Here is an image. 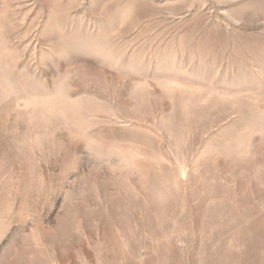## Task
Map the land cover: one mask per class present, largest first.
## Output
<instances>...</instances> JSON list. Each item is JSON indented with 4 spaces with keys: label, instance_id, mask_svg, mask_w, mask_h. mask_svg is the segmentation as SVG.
Wrapping results in <instances>:
<instances>
[{
    "label": "rangeland",
    "instance_id": "obj_1",
    "mask_svg": "<svg viewBox=\"0 0 264 264\" xmlns=\"http://www.w3.org/2000/svg\"><path fill=\"white\" fill-rule=\"evenodd\" d=\"M0 264H264V0H0Z\"/></svg>",
    "mask_w": 264,
    "mask_h": 264
}]
</instances>
